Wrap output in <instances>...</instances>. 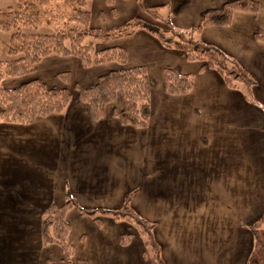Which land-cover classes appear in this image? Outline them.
Returning a JSON list of instances; mask_svg holds the SVG:
<instances>
[{
    "label": "crops",
    "instance_id": "crops-1",
    "mask_svg": "<svg viewBox=\"0 0 264 264\" xmlns=\"http://www.w3.org/2000/svg\"><path fill=\"white\" fill-rule=\"evenodd\" d=\"M226 1L90 0L89 23L107 29L138 18L154 26L162 22L147 10L158 8L173 27L186 30ZM256 1L257 13L235 11L228 25L204 26L195 34L252 75L250 100L228 88L216 70L138 29L109 44L126 49L128 66L146 68L149 123H120L114 115L122 107L120 94L94 120L75 85H91L117 64L83 67L75 56L42 58L34 77L48 87L67 86L71 98L60 113L30 123L0 121V264H149L132 223L108 213L96 214L99 224L76 207L66 212L71 262L57 243L44 244L42 213L66 193L82 207L108 210L120 208L131 193L133 209L153 223L165 264L246 263L253 246L249 226L264 211V40L256 39L264 33V0ZM166 66L192 73V89L167 93ZM62 71L69 73L66 83L58 79ZM127 233V242H120Z\"/></svg>",
    "mask_w": 264,
    "mask_h": 264
},
{
    "label": "trees",
    "instance_id": "trees-1",
    "mask_svg": "<svg viewBox=\"0 0 264 264\" xmlns=\"http://www.w3.org/2000/svg\"><path fill=\"white\" fill-rule=\"evenodd\" d=\"M50 0H16L15 7L0 10V30L9 32L7 54L10 57L0 60V80L5 76L15 77L35 71L36 65L48 55L75 56L83 67L114 62L117 64L88 86L75 85L77 98L86 103L92 119L98 120L104 115L105 105L121 95L122 107L114 115L122 124L144 128L150 120L151 80L146 68L141 65H127V51L123 46L109 43L132 34L135 30L146 29L154 34L166 47L174 48L191 61L201 63V68H212L221 76L230 89H240L250 100L254 79L233 57L219 47L203 42L195 34L204 26L228 25L235 11L243 10L257 13L256 0H229L217 9L207 10L199 23L190 29L181 30L172 26L168 18H163L158 9L147 10L155 19L164 21L165 29L149 26L138 18H132L117 27L107 29L90 25V0H54L56 17L62 21L60 26L51 27V31H38L45 23L53 26V9H48ZM141 5V0H137ZM50 16V17H49ZM23 28H28L25 30ZM256 39L264 40V33L256 34ZM98 40L100 46H96ZM57 76L66 83L67 71ZM164 90L169 94L187 93L192 89V73H179L171 67L162 70ZM71 94L67 86L48 87L39 78L33 77L16 86L6 87L0 83V121L30 123L38 117L60 113L70 101ZM131 193L124 196L118 209L85 208L76 203L66 193L61 204H50L42 213L41 237L44 244L60 245L67 261H72L73 244L70 240V225L66 212L76 207L81 214L96 216L99 213L111 214L115 219L134 223L138 233L144 237V245L149 250V264H165L153 234V223L142 218L131 206ZM264 211L253 221L249 228L253 246L245 264H264ZM130 234H122L120 242L126 243ZM82 263V262H81ZM84 264V263H82Z\"/></svg>",
    "mask_w": 264,
    "mask_h": 264
},
{
    "label": "rangeland",
    "instance_id": "rangeland-1",
    "mask_svg": "<svg viewBox=\"0 0 264 264\" xmlns=\"http://www.w3.org/2000/svg\"><path fill=\"white\" fill-rule=\"evenodd\" d=\"M54 3H55L54 0H50L48 2V4H47V8L48 9H53V11H52L53 12V26H52V24L51 25L46 24L45 23V18H43L42 19L43 24H41L39 26V28L37 29L38 31H51L52 30L51 27L60 26L62 24V21L60 19L55 18L57 15H56V11L54 9ZM15 5H16V0H0V10L7 9L8 7H15ZM156 9H158V8H156ZM162 13H164V12H162ZM152 18H154V17H152ZM158 21H161L164 24V21L161 20V17L158 19ZM162 23L161 24H158L156 22V23H154L156 26L154 25L152 27L153 28L156 27L158 29H165L167 26L165 24H164V26H162ZM149 26H151V25H149ZM23 29L29 30L28 28H23ZM8 39H9V32H5V31L0 30V60H6V59H9L10 58L8 56V54H7V51H6V48H7V45H8ZM94 42L96 43V46H100L101 45L100 43H98V40H94ZM34 76H35V73L34 72L29 73V74H26V75L15 76V77L5 76V77H3L0 80V83L3 86H6V87H13V86L18 85L22 81H24V80H26L28 78H32ZM45 78H46V82L49 85L53 83V78H52V75L50 73H47ZM58 79L61 81V78L60 77H58ZM60 84H61V82H60ZM131 225H132L131 227H132L133 230H137L138 231V227H137L136 224L133 223ZM262 227L264 228V223L262 224ZM141 239L144 241V237L143 236H141ZM145 256H146L145 259L148 261L149 250H148V248H146V246H145Z\"/></svg>",
    "mask_w": 264,
    "mask_h": 264
}]
</instances>
